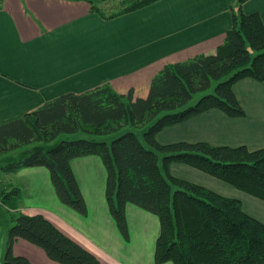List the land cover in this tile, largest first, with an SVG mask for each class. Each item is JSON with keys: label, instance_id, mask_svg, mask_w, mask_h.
I'll return each mask as SVG.
<instances>
[{"label": "trees", "instance_id": "1", "mask_svg": "<svg viewBox=\"0 0 264 264\" xmlns=\"http://www.w3.org/2000/svg\"><path fill=\"white\" fill-rule=\"evenodd\" d=\"M85 1L92 12L113 19L159 0H119L109 9L99 5L108 0ZM247 1L238 0L233 27L215 53L166 65L152 79L147 97H135L133 89L121 94L105 84L61 95L0 125V157L35 143L51 145L4 162L0 174L46 168L59 201L87 218L88 205L72 163L98 157L106 171V204L125 242H130L128 204L158 218L155 264H264L263 222L247 214L240 200L171 172L173 164H183L264 202V148L161 144L157 139L165 128L210 110L245 117L234 86L244 79L264 82V21L259 13H244ZM214 83L213 94L192 103ZM0 184V209L18 211L21 190L13 183L10 188ZM11 223L3 264H30L14 253L18 240L40 248L58 264H100L95 254L43 215L19 211L11 214Z\"/></svg>", "mask_w": 264, "mask_h": 264}, {"label": "crops", "instance_id": "2", "mask_svg": "<svg viewBox=\"0 0 264 264\" xmlns=\"http://www.w3.org/2000/svg\"><path fill=\"white\" fill-rule=\"evenodd\" d=\"M237 10L238 0H159L104 19L85 0H0V125L61 95L82 94L105 84L121 94L133 89L135 97L145 98L152 79L166 65L215 53L232 29ZM243 11L259 13L264 21V0L247 1ZM234 92L245 117L231 118L220 110H210L165 128L158 141L246 146L251 151L264 148V82L244 79L234 86ZM72 168L88 205L87 218L59 201L43 167L6 175L21 190L18 211L43 215L95 254L100 264H118L94 250L87 240L109 235L125 242L106 204L105 168L95 156L74 160ZM171 172L240 200L247 214L264 223L263 201L183 164H173ZM126 216L131 239L138 245L136 264H155L158 218L132 204H128ZM6 249L7 242L0 250V264ZM14 253L30 264H58L24 240L16 241Z\"/></svg>", "mask_w": 264, "mask_h": 264}, {"label": "rangeland", "instance_id": "3", "mask_svg": "<svg viewBox=\"0 0 264 264\" xmlns=\"http://www.w3.org/2000/svg\"><path fill=\"white\" fill-rule=\"evenodd\" d=\"M96 1H101V0H96ZM118 1L119 0H108L106 2H99V5H102V7L105 6L107 9H109L108 7H110L113 4L118 3ZM215 84L216 83H214V86L211 90L196 95L192 103H195L199 98H201L204 95L213 94ZM74 137L75 136H63L62 138L75 139ZM50 146L51 145H43L40 143H35L33 145L24 146L23 148L17 150L16 152L2 155L0 157V166L4 162L12 160V158H16V157L21 156L23 153H27L31 150L39 149V148L40 149H47ZM186 176H189V175H186ZM218 181L222 182L223 184H226L230 188L236 189L233 186H231L230 184H227L226 182H223L221 180H218ZM0 182L4 183L8 188H10V186H12L10 183V180L8 179V176H6V174H0ZM0 200H1V198H0ZM16 212H19V211H10V213H8L6 211V209L5 210L0 209V250L2 249L3 246H5L6 242L8 241L9 230L12 226L11 214H14ZM87 240L94 250L102 252V253L108 255L109 257L115 259V261H117L118 264H136L137 258H136L135 252L138 249V245L136 244V239H133V240L131 239V235H130V241L131 242H129V243L123 242V240L121 238H118L119 241L118 240L116 241L115 238L109 237V235H106V237H104V236L91 237ZM126 254L128 256H126ZM148 256H149V253H148Z\"/></svg>", "mask_w": 264, "mask_h": 264}]
</instances>
